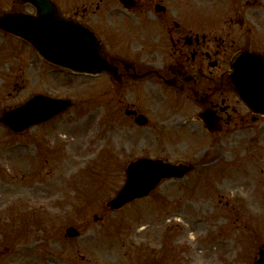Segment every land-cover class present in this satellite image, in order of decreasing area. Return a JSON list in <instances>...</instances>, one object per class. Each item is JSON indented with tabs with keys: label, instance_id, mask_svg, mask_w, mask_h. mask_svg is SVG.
Wrapping results in <instances>:
<instances>
[{
	"label": "rangeland",
	"instance_id": "374dc122",
	"mask_svg": "<svg viewBox=\"0 0 264 264\" xmlns=\"http://www.w3.org/2000/svg\"><path fill=\"white\" fill-rule=\"evenodd\" d=\"M252 1L193 0L192 25L202 20L211 35L228 30L236 43L264 49V0L247 4ZM55 2L63 13L102 27L105 42L120 44L136 61L163 56L146 40L164 41V33L140 5L126 10L117 0ZM17 9L30 8L0 0V14ZM237 12L251 34L235 24ZM110 82L105 74L77 75L54 66L0 30V115L37 93L73 102L23 134L0 123V264H253L264 244V130L249 141L229 135L215 141L199 122H181L168 90L149 81L111 90ZM119 100L140 104L148 124L135 127ZM241 154L245 158L238 159ZM143 155L192 163L196 170L110 210L105 204L124 183L126 164ZM219 163L229 178L219 173ZM235 167L248 170L235 176ZM173 209L180 214L171 215ZM198 221L201 226L193 227ZM185 225L200 255L177 242ZM67 226L80 236L66 237Z\"/></svg>",
	"mask_w": 264,
	"mask_h": 264
},
{
	"label": "flooded vegetation",
	"instance_id": "af4514ba",
	"mask_svg": "<svg viewBox=\"0 0 264 264\" xmlns=\"http://www.w3.org/2000/svg\"><path fill=\"white\" fill-rule=\"evenodd\" d=\"M192 3L193 0H138L137 4L141 10L149 11L154 17V22L164 33V41L159 42L158 37L146 40L150 47L154 48L156 45L152 52L162 49L163 56L160 60L150 58L146 62H138L134 57L127 55V49L120 44L104 41L106 57L117 67L121 76L119 82L111 78L112 86L118 84L123 90L131 83L149 81L159 86L162 92L163 89L168 90L178 106L176 113L181 116V122L186 121L189 126L194 121L199 122L210 139L221 140V136L227 135L246 139L258 137L264 130V115L254 114L241 101L228 72L232 54L238 49L253 47L245 41L236 43L235 38L229 36L228 30L226 34L211 35L202 20L192 25L194 21L189 10L194 5ZM179 9H183V12H179ZM185 11L188 13L187 16ZM238 27L241 32L244 31ZM250 28L248 34L253 31L252 27ZM92 29L95 33L101 34L100 27ZM257 50L264 51L261 48ZM126 59L132 60L133 65L124 63L123 60ZM134 71L137 75L132 77L131 72ZM120 107L124 111L126 109L135 111V114L125 112L126 118L130 121H134L136 114L144 113L141 105L134 102L122 101ZM204 111L209 112L210 120L213 118L217 121L219 131L206 129L201 118ZM259 126L261 129L256 132Z\"/></svg>",
	"mask_w": 264,
	"mask_h": 264
},
{
	"label": "water",
	"instance_id": "95a60500",
	"mask_svg": "<svg viewBox=\"0 0 264 264\" xmlns=\"http://www.w3.org/2000/svg\"><path fill=\"white\" fill-rule=\"evenodd\" d=\"M30 2L36 15L9 12L0 16V27L30 41L39 53L51 62L80 72L116 71L107 63L96 37L84 26L57 13L51 0H19ZM131 7L133 0H119ZM232 81L241 98L256 113L264 114V54L240 51L232 59ZM70 105L69 100L36 95L28 102L0 117L13 131H24L28 126L44 121ZM145 121V119L143 120ZM143 123V122H142ZM210 129L215 125L206 121ZM128 179L118 193L107 201L111 209H118L135 198L147 195L162 178L182 176L188 167L158 159L140 158L128 165ZM76 228H66L69 237L78 236ZM255 264H264V246Z\"/></svg>",
	"mask_w": 264,
	"mask_h": 264
},
{
	"label": "bare ground",
	"instance_id": "6f19581e",
	"mask_svg": "<svg viewBox=\"0 0 264 264\" xmlns=\"http://www.w3.org/2000/svg\"><path fill=\"white\" fill-rule=\"evenodd\" d=\"M7 191L8 192L9 191L11 192L10 189H8ZM165 212L166 213H169L170 210L169 211H165ZM179 212H181V210L179 211L178 209H173L171 211V215H175V214L178 215V214H180ZM162 225H163V223L161 225H159V228L162 227ZM200 226H201V222L200 221L195 222L193 224V227H200ZM180 229H181V237H178L177 242H183L184 244H186L188 246V248H189V252L192 255H200L201 250H199V251L196 252V249L195 248L197 247V245L194 243V241L191 240L192 239V237H191L192 234L189 233L190 230H191V226L190 225L181 226ZM139 233H141V230H139L138 233H135V235L138 236Z\"/></svg>",
	"mask_w": 264,
	"mask_h": 264
}]
</instances>
